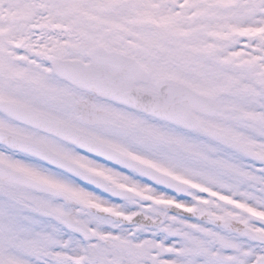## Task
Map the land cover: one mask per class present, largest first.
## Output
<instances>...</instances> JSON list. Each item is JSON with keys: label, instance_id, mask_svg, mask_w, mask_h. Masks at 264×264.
Returning <instances> with one entry per match:
<instances>
[{"label": "snow or ice", "instance_id": "6c2138e0", "mask_svg": "<svg viewBox=\"0 0 264 264\" xmlns=\"http://www.w3.org/2000/svg\"><path fill=\"white\" fill-rule=\"evenodd\" d=\"M0 264H264V0H0Z\"/></svg>", "mask_w": 264, "mask_h": 264}]
</instances>
